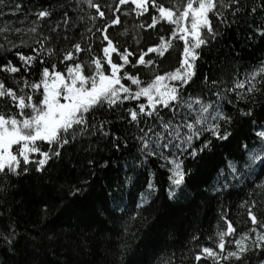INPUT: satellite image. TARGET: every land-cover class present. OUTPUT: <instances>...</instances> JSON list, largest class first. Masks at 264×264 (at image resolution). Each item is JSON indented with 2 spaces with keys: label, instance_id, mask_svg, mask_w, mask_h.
Here are the masks:
<instances>
[{
  "label": "trees",
  "instance_id": "obj_1",
  "mask_svg": "<svg viewBox=\"0 0 264 264\" xmlns=\"http://www.w3.org/2000/svg\"><path fill=\"white\" fill-rule=\"evenodd\" d=\"M186 2L156 0L174 11L176 5H181L182 10ZM93 4H98L99 9L89 6L87 0H4L0 4V28L21 29L19 33L0 34V45L4 46L0 48V64L11 61L20 69L18 73L0 70V81L5 87L16 89L20 95L22 81L39 82L41 68L51 70V64L64 72L65 65L80 62L85 65L84 74L89 75L87 64L97 57L107 74L103 59L107 41L103 40L102 28L119 52L134 54L129 56L131 63L120 70L121 76L127 70L143 84L155 74L175 72L181 67L184 42L179 34L171 35L175 26L159 18L151 0L149 11L139 16L131 0L124 5L119 0H93ZM16 5L20 7L17 9ZM238 7L240 11L235 14L233 9H224L223 22L210 13L215 38L206 37L208 43L199 49L195 61V76L182 90V98L211 101L231 117L229 140H213L211 154H205L196 164L185 160V171L190 167L196 175L186 176V186L170 198L165 162L149 157L147 164L140 166L136 137L142 135L140 129L161 132L162 122L176 123L184 117L157 106L160 119L142 116L138 125L130 123L127 110H138L140 103L147 106V97L122 104L118 101L111 108L93 112L88 116V133L64 145L59 158L50 160L42 173L31 164L28 173L0 177V264H237L234 260L213 261L205 257L196 261L195 255L203 247L220 251L217 233L227 231L226 221L232 222L235 233L224 238V257L229 250H235L234 242L242 233L247 232L254 239L256 232L251 229L264 231L260 227L264 220V167L259 159H249L251 152L264 157L260 150L264 144L258 136L264 131V79L259 73L264 66V36L257 31L264 28V0H239ZM252 8L256 11L252 12ZM45 9L52 12L51 16L38 17L37 13ZM99 11H104L105 16L100 17ZM117 16L119 23L112 25L111 20ZM152 16H157V24L149 28ZM159 37H164L165 43L171 42L162 57L147 53L148 47L160 43ZM9 41L16 47L12 48ZM76 43L81 45L79 53L74 49ZM17 51L25 56L39 55L43 64L37 60L25 68L15 55ZM69 51L73 52L72 61L64 59ZM142 53H147L145 59H153L154 65L133 68ZM118 54L111 53L114 63L122 62ZM254 71L259 81L257 90L247 91V84L235 88ZM122 83L136 90L127 78ZM30 91L24 88L23 94ZM41 92L42 87L32 94L34 101ZM17 111L9 98H0V112L7 115ZM101 121L107 136L96 130ZM205 138L207 133L201 141ZM114 144H119L118 150ZM40 147L47 151L49 145L40 143ZM33 158L40 157L33 154ZM229 161L236 165L235 174L227 166ZM133 162L138 165L135 170ZM126 176L133 177V182L126 181ZM150 179L158 191L148 196V204L138 208L142 203L140 194H147L146 183ZM75 188L83 191L72 197L70 192ZM249 210L257 216V225L247 216ZM261 260L264 251L250 252L243 264H259Z\"/></svg>",
  "mask_w": 264,
  "mask_h": 264
},
{
  "label": "snow or ice",
  "instance_id": "obj_2",
  "mask_svg": "<svg viewBox=\"0 0 264 264\" xmlns=\"http://www.w3.org/2000/svg\"><path fill=\"white\" fill-rule=\"evenodd\" d=\"M128 2L129 0H119L121 5L128 4ZM3 3L4 0H0V4ZM87 3L97 10L100 7L98 4H93V0H87ZM131 3L136 5L138 16L149 11V0H131ZM151 5L158 12L161 20L175 26L171 35L176 37L179 34L178 38L184 42L181 67L175 72H167L163 75L155 74L153 78L143 84L138 76L131 75L127 70L121 76L120 70L131 63L129 56L134 54L127 51L119 52V49L109 39L105 29L102 28L100 31L103 34V40L107 41V46L103 47V59L108 67L107 74L101 58L97 57L87 64L89 75L84 74L85 65L75 61L65 65L64 72L57 70L55 64H51V70L49 67H42L39 73V82L29 83L26 79L22 81L24 88L31 89L27 95L23 94L24 88L20 89L22 94L17 95L16 89L5 87L4 82L0 81V98H9L12 105L18 109L16 113L7 115L0 112V177L18 176L21 171L28 173L31 164L35 165L36 172L42 173L50 160L59 158L60 150L64 145L69 144L70 140L75 141L77 136L88 133L89 115L104 107L111 108L118 101L122 104L126 100H139L140 97H147V106L140 103L138 110L128 109L130 123L138 125L142 116H156L157 119H160L157 106L171 109L174 116L182 115L184 117L183 120L176 123L171 120L162 122L161 132H153L151 128L147 132L140 129L142 135L136 137L140 144L138 148L141 157L140 166L146 165L149 157H158L165 162L164 166L168 172L167 193L170 198L186 186V176L193 178L196 175L190 167L185 171V160L196 164L204 159L205 154H211L213 140L217 142L229 140V137L232 136V132L228 131V126L232 122L231 117L224 115L211 101L205 103L199 98L193 100L190 96L187 99L182 98V90L195 76V61L199 58V49L208 43L206 37L215 38L216 33L213 30L210 13L223 22L224 9H233L234 14L240 11L239 0H187L186 4L182 6V10H180L181 5H176V11L172 7H164L156 3V0H151ZM15 7L18 9L20 5ZM251 11L255 12L256 8H252ZM2 14L0 13V15ZM51 14L52 12L48 9L37 13L40 18L49 17ZM98 14L100 17L105 16L104 11H99ZM189 18L190 27L188 26ZM117 23H119L118 16L111 20L112 25ZM65 24H67L66 13ZM156 24L157 16H152L151 24L147 27L153 28ZM9 31L19 33L21 29L0 28V34ZM32 31L35 29L33 28ZM257 31L264 36V28L257 29ZM5 39H7L6 36ZM159 40V44L147 48V53H156L157 57L164 55L167 48L171 46V42L165 43L164 37H159ZM9 43L12 48L16 47L11 41ZM23 44L24 41L21 40V45ZM3 47L0 45V48ZM90 47L89 45V49ZM74 49L77 53L81 52L80 43H76ZM41 51H43L42 46ZM111 53H119L118 59L122 62L114 63ZM147 53L140 54L132 67L135 68L136 65L153 66V59H145ZM15 55L19 61L23 62L25 68L37 60L43 64V57L39 55L25 56L20 51H17ZM72 58L73 52L65 53V60L72 61ZM0 70L5 73L20 71L11 61L0 64ZM259 73L261 79H264V66L259 68ZM124 78H127L131 85L136 86L135 91L122 83ZM166 80L174 83L166 84L164 83ZM258 82L257 72L254 71L246 77V80L239 81L235 88L239 89L247 84V91L252 92L257 90ZM213 85L215 86V81H213ZM41 87L40 98L34 101L32 94L39 92ZM62 99L63 102H61ZM178 109H186V111L178 112ZM92 128L96 129V125H92ZM96 130L103 136L109 135L103 121L99 123V128ZM164 133L167 135L165 136ZM205 133L208 134V138L201 141V137ZM258 136L264 144V131L259 132ZM114 139H118V137H114ZM45 142L49 147L47 151H42L40 143ZM52 145L56 147L53 149ZM113 146L117 150L119 149V144ZM125 146H127L126 141ZM260 150L264 151V147ZM166 151L171 154L166 155ZM33 154H38L40 158L34 159ZM249 159L251 161L259 159L261 167H264V157H259L255 152L249 153ZM21 162H23V168H21ZM137 166L133 162V170ZM227 166L232 174L237 172L234 162L229 161ZM152 176L154 177L155 174L153 173ZM125 179L128 182H133V177L126 176ZM146 190L147 194H140L142 203L137 205L138 208L143 204H148V196L158 191L153 180L150 179L146 183ZM82 191L83 189L75 188L70 192V195L75 197ZM247 216L250 217L253 225H257V216L251 210L247 212ZM226 227V232L217 233L220 251L214 250L213 247H203L201 252L195 255L196 261H201L202 257H205L211 258L213 261L234 260L237 264H243L248 253L264 251V231L253 228L250 231L256 232L255 238L253 239L247 232L242 233L240 239L234 242L235 250H229L227 257H224V238L226 235L235 233L231 221H226ZM260 227L264 228V220L260 222ZM6 242L11 243V241ZM127 264H131V261H128ZM259 264H264V260H261Z\"/></svg>",
  "mask_w": 264,
  "mask_h": 264
}]
</instances>
